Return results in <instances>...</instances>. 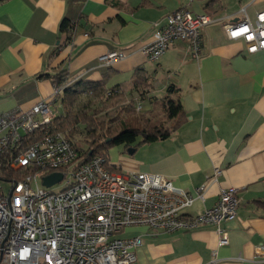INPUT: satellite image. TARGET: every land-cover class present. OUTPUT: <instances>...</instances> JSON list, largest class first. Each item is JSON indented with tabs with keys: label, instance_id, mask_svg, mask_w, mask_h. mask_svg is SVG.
Here are the masks:
<instances>
[{
	"label": "crops",
	"instance_id": "0c3cea01",
	"mask_svg": "<svg viewBox=\"0 0 264 264\" xmlns=\"http://www.w3.org/2000/svg\"><path fill=\"white\" fill-rule=\"evenodd\" d=\"M181 8L214 20L202 31L201 57L191 59L188 45L176 41L157 61L148 60L140 51L152 28ZM242 8L253 20L264 0L0 3V115L48 99L60 72L68 87L105 78L114 87L130 82L137 71L148 80L147 111L169 97L179 101L184 118L167 139L134 147L132 155L122 145L109 149L113 171L157 174L194 194L219 170L204 199L185 210L189 216L214 206L220 190H237L236 217L219 226L226 245H219L215 226L156 235L128 228L127 237L142 239L134 264H264L254 254L264 245V50L247 54L244 42L229 40L224 31L226 23L241 18ZM63 20L74 29L70 42L60 31ZM118 50L128 53L123 61L98 62L101 54Z\"/></svg>",
	"mask_w": 264,
	"mask_h": 264
},
{
	"label": "built area",
	"instance_id": "2783aa9c",
	"mask_svg": "<svg viewBox=\"0 0 264 264\" xmlns=\"http://www.w3.org/2000/svg\"><path fill=\"white\" fill-rule=\"evenodd\" d=\"M240 14L238 21L224 25L226 37L242 40L247 54L264 50V10L253 20L244 8ZM212 23L208 14L173 11L162 25H154L150 42L140 52L157 61L179 41L188 45L190 58L198 60L202 31ZM127 54L109 51L98 62L112 66ZM59 92L54 88L48 99L29 110L0 115V264H134L141 237H117L134 227L156 235L215 226L219 245L227 244L219 226L236 217V189L220 190L215 205L197 215L185 214L195 200L204 199L207 184L216 181L219 170L190 194L157 174L112 172L101 155L82 163L68 138L45 132L56 117L50 105ZM134 107L141 110L140 103ZM5 171L20 175L6 178ZM53 173H60L62 180L44 187L42 179ZM3 184L10 185L8 192ZM56 185L61 189L53 192ZM254 254L264 263V245L256 246Z\"/></svg>",
	"mask_w": 264,
	"mask_h": 264
},
{
	"label": "trees",
	"instance_id": "16d2710c",
	"mask_svg": "<svg viewBox=\"0 0 264 264\" xmlns=\"http://www.w3.org/2000/svg\"><path fill=\"white\" fill-rule=\"evenodd\" d=\"M4 1L0 0V3ZM73 30L68 22H61L60 31L66 34L68 42ZM52 82L53 87L60 91L54 101L60 102L62 111L59 114L56 111V117L45 132L61 133L68 138L79 152L82 163L97 155L107 160V152L114 146L122 145L128 149L165 140L184 118L179 101L169 97L160 103L168 126L161 120L137 114L132 103L131 106L123 104V96L132 91H137L140 101L145 99L148 80L137 71L130 82L114 87L107 86L108 78L99 82L81 81L68 87L65 74L61 72L52 78ZM167 92L171 93L170 88ZM113 98L115 102H111ZM76 138H81L78 142L86 146L85 150L77 147ZM109 169L114 172L110 164ZM4 175L6 178L19 177L20 173L5 171Z\"/></svg>",
	"mask_w": 264,
	"mask_h": 264
},
{
	"label": "rangeland",
	"instance_id": "374dc122",
	"mask_svg": "<svg viewBox=\"0 0 264 264\" xmlns=\"http://www.w3.org/2000/svg\"><path fill=\"white\" fill-rule=\"evenodd\" d=\"M158 97V96H157ZM123 104H129L131 106V103L132 105L134 106L136 103H140L141 105V110L140 111H136L137 114H144L146 116H149L151 118H153V120H158V121H162L164 122L165 126H168V122L164 119V111L163 109L161 108V106H156L154 107L151 111H147L149 109V103L146 101V100H143V101H140L141 99H139V95L136 93L135 96H131V93L130 94H126V96H123ZM115 102V99L113 98L111 100V102ZM50 109L52 112H58L61 113L62 111V108H61V105H60V102H55L53 105H50ZM81 140V138H76L75 139V142L77 143V147L81 150H85L86 149V146H84L82 143H79L78 141ZM114 147H117V146H114ZM112 147V148H114ZM41 176H39V180H40ZM4 187H5V192H8L9 190V184H3ZM61 189V186L60 185H56L54 186L53 188H51V190L54 192V191H59ZM128 233L127 230L121 232L120 234L117 235V237L119 238H126L128 236Z\"/></svg>",
	"mask_w": 264,
	"mask_h": 264
},
{
	"label": "water",
	"instance_id": "95a60500",
	"mask_svg": "<svg viewBox=\"0 0 264 264\" xmlns=\"http://www.w3.org/2000/svg\"><path fill=\"white\" fill-rule=\"evenodd\" d=\"M133 152H134V148H128L127 149L128 155H132ZM61 180H62V175L60 173H53V174H50L48 176H45L42 179V185L46 188H49L52 185L60 182Z\"/></svg>",
	"mask_w": 264,
	"mask_h": 264
}]
</instances>
